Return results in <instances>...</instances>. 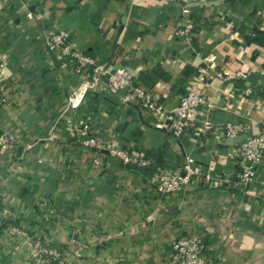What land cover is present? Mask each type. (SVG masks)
Instances as JSON below:
<instances>
[{
	"label": "crops",
	"instance_id": "1",
	"mask_svg": "<svg viewBox=\"0 0 264 264\" xmlns=\"http://www.w3.org/2000/svg\"><path fill=\"white\" fill-rule=\"evenodd\" d=\"M0 1V77L9 84L0 131L19 140L0 168L18 222L57 244L79 229L115 232L106 264H162L176 241L194 233L215 243V264H264V160L255 180L241 183L236 138L222 130L175 138L155 127L159 117L84 85L44 51L46 35L66 29L88 53L128 65L136 83L173 105L215 54L216 67L233 77L202 84L212 105L197 119L239 125L240 138L254 136L264 131V47L250 33H264V0H193L186 7L174 0ZM184 18L199 25L188 37L177 35ZM83 126L140 156L157 153L167 169L190 154L212 179L160 197L147 169L76 141L73 127ZM98 154L102 166L93 163ZM0 264H24V256L9 258L0 246Z\"/></svg>",
	"mask_w": 264,
	"mask_h": 264
},
{
	"label": "built area",
	"instance_id": "2",
	"mask_svg": "<svg viewBox=\"0 0 264 264\" xmlns=\"http://www.w3.org/2000/svg\"><path fill=\"white\" fill-rule=\"evenodd\" d=\"M186 7L193 0H174ZM0 1V9H1ZM33 11H28L27 17L34 18ZM199 25L190 18L182 19V25L177 35L188 37ZM202 28L205 25L200 26ZM264 36L253 30L252 40ZM262 47L263 42L257 41ZM44 51L52 57H58L63 63L72 68L75 74L82 78L84 85L98 88L115 95L122 103L134 104L157 117L155 127L167 131L175 138H182L190 132L202 136L207 132L222 130L227 136L236 138L232 156L241 165L238 180L247 184L257 177V166L264 160V131L254 136L240 138L242 128L234 124H219L208 118L198 120L197 114L204 106H211L210 100L201 92V86L209 79L227 80L232 78L215 65L217 55L209 56L192 79L190 87L181 97L179 103H166L162 95L135 82V76L128 65L115 64L110 60L100 59L79 46L70 31L62 28L52 29L45 37ZM246 76L238 74L237 77ZM8 82L0 77V109L5 105L4 93L8 90ZM76 141L95 149L99 154L117 157L128 165H137L142 171L147 169V181L153 186L160 197H173L186 186L196 184L200 179H212L210 174L202 171L197 161L190 154L183 157V163L176 169H167L157 159V153L150 152L140 156L129 148L104 140L92 134L87 126L74 128ZM19 140L0 131V165L8 163L11 152L18 148ZM32 144L26 148L31 149ZM95 158L94 164L102 166L105 162L101 155ZM20 159L25 158L23 155ZM5 173L0 168V246L9 258L16 254L24 256V264H90V257L105 263L104 252L118 238L115 232L96 231L91 228L79 229L67 238L65 244L52 242L46 235L28 229L26 222H18L15 205L8 203V198L2 192ZM222 179L217 178L216 183ZM47 205L46 198L39 203ZM220 251L213 241L207 240L200 234H188L176 241L162 264H215ZM119 259H116V262Z\"/></svg>",
	"mask_w": 264,
	"mask_h": 264
},
{
	"label": "trees",
	"instance_id": "3",
	"mask_svg": "<svg viewBox=\"0 0 264 264\" xmlns=\"http://www.w3.org/2000/svg\"><path fill=\"white\" fill-rule=\"evenodd\" d=\"M260 33H261V32H260ZM261 34L264 35V33H261ZM263 40H264V36H261L260 38L257 39V41H259V42H263Z\"/></svg>",
	"mask_w": 264,
	"mask_h": 264
}]
</instances>
